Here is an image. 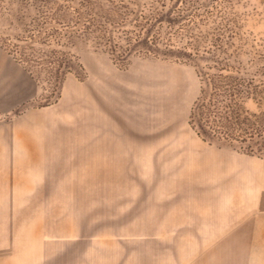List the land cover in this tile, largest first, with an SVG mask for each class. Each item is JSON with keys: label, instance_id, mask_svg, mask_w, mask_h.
Here are the masks:
<instances>
[{"label": "rangeland", "instance_id": "374dc122", "mask_svg": "<svg viewBox=\"0 0 264 264\" xmlns=\"http://www.w3.org/2000/svg\"><path fill=\"white\" fill-rule=\"evenodd\" d=\"M0 264H264V0H0Z\"/></svg>", "mask_w": 264, "mask_h": 264}, {"label": "trees", "instance_id": "16d2710c", "mask_svg": "<svg viewBox=\"0 0 264 264\" xmlns=\"http://www.w3.org/2000/svg\"><path fill=\"white\" fill-rule=\"evenodd\" d=\"M200 73L203 83L190 114L192 127L204 139L213 135L245 139L252 134L255 130L253 124L241 118L242 102L256 91L245 87L241 79L232 75H211L205 70Z\"/></svg>", "mask_w": 264, "mask_h": 264}, {"label": "bare ground", "instance_id": "6f19581e", "mask_svg": "<svg viewBox=\"0 0 264 264\" xmlns=\"http://www.w3.org/2000/svg\"><path fill=\"white\" fill-rule=\"evenodd\" d=\"M122 95V94H121ZM120 99V98H119ZM122 99V98H121ZM113 102V101H112ZM109 107V106H108ZM207 161V160H206ZM190 168V167H189Z\"/></svg>", "mask_w": 264, "mask_h": 264}]
</instances>
